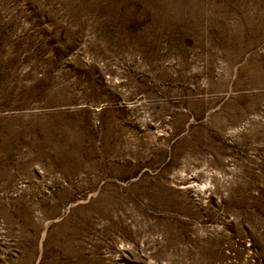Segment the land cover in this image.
<instances>
[{"label": "rangeland", "instance_id": "rangeland-1", "mask_svg": "<svg viewBox=\"0 0 264 264\" xmlns=\"http://www.w3.org/2000/svg\"><path fill=\"white\" fill-rule=\"evenodd\" d=\"M0 264H264V0H0Z\"/></svg>", "mask_w": 264, "mask_h": 264}]
</instances>
